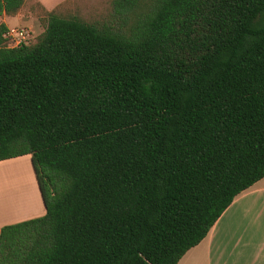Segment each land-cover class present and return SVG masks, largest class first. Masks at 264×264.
Instances as JSON below:
<instances>
[{
    "label": "trees",
    "instance_id": "trees-1",
    "mask_svg": "<svg viewBox=\"0 0 264 264\" xmlns=\"http://www.w3.org/2000/svg\"><path fill=\"white\" fill-rule=\"evenodd\" d=\"M111 7L32 44L0 23V160L31 155L46 207L0 264H178L264 177V0Z\"/></svg>",
    "mask_w": 264,
    "mask_h": 264
},
{
    "label": "crops",
    "instance_id": "crops-1",
    "mask_svg": "<svg viewBox=\"0 0 264 264\" xmlns=\"http://www.w3.org/2000/svg\"><path fill=\"white\" fill-rule=\"evenodd\" d=\"M15 159L29 164V186L14 183L8 201L13 205H8L2 169ZM16 191L18 198L13 196ZM0 192V232L4 225L46 213L30 154L0 160ZM178 264H264V177L235 197L206 237L188 250Z\"/></svg>",
    "mask_w": 264,
    "mask_h": 264
},
{
    "label": "rangeland",
    "instance_id": "rangeland-1",
    "mask_svg": "<svg viewBox=\"0 0 264 264\" xmlns=\"http://www.w3.org/2000/svg\"><path fill=\"white\" fill-rule=\"evenodd\" d=\"M111 5L112 0H26L18 13L0 16V23H5L9 28L8 39L5 44L15 46L19 41L29 44L35 43L46 28L47 14L50 11L54 10L65 16H77L86 21H94L108 16L110 11H112ZM15 160L10 161L11 163H6L2 169L6 182L7 199L11 196V186L14 183L25 186V179L28 178L27 180H29V164H26L25 161ZM19 167H23L22 169L24 170L26 169L27 173H21ZM16 193L17 191L13 193V196ZM7 207L9 206L7 205Z\"/></svg>",
    "mask_w": 264,
    "mask_h": 264
},
{
    "label": "bare ground",
    "instance_id": "bare-ground-1",
    "mask_svg": "<svg viewBox=\"0 0 264 264\" xmlns=\"http://www.w3.org/2000/svg\"><path fill=\"white\" fill-rule=\"evenodd\" d=\"M20 168H21V169H20ZM22 168H23V167H19V170H21L20 172H21V173H24V174L27 173V172L25 171L26 169L24 170V169H22ZM17 171H18V168H17ZM15 172H16V170H15ZM26 175H27V174H26ZM24 176H25V175H24ZM7 179H8V178H7ZM27 179H28V178H27ZM15 180H17V179H15ZM15 180H14V181H15ZM25 180H26V179H25ZM21 181H22V180H21ZM16 182H17V181H16ZM16 184H17V183H16ZM26 185H28V183L25 184V187H26ZM23 186H24V185H23ZM28 186H29V185H28ZM9 188H10V187H9ZM0 193H1V192H0ZM14 196H15V195H14ZM2 197H3V196H2ZM15 198H17V197H15ZM6 199H7V198H6ZM11 200H13V199H11ZM11 200H10V201H11ZM14 200H15V199H14ZM14 200H13V201H14ZM8 201H9V198H8ZM8 201L6 200L7 203H8ZM9 204H10V203H9ZM9 204H8V205H9ZM11 204H12V203H11ZM11 204H10V205H11ZM12 205H13V204H12ZM14 205H15V204H14ZM11 208H13V207H11ZM4 209H5V208H4Z\"/></svg>",
    "mask_w": 264,
    "mask_h": 264
},
{
    "label": "built area",
    "instance_id": "built-area-1",
    "mask_svg": "<svg viewBox=\"0 0 264 264\" xmlns=\"http://www.w3.org/2000/svg\"><path fill=\"white\" fill-rule=\"evenodd\" d=\"M7 35H8V34H7ZM22 42H23V41H21V42L19 41V43H18V44H16L15 46H17V45H20Z\"/></svg>",
    "mask_w": 264,
    "mask_h": 264
}]
</instances>
